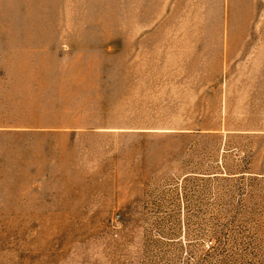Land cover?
<instances>
[{
	"label": "rangeland",
	"instance_id": "374dc122",
	"mask_svg": "<svg viewBox=\"0 0 264 264\" xmlns=\"http://www.w3.org/2000/svg\"><path fill=\"white\" fill-rule=\"evenodd\" d=\"M0 264H264V0H0Z\"/></svg>",
	"mask_w": 264,
	"mask_h": 264
}]
</instances>
